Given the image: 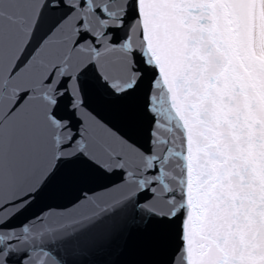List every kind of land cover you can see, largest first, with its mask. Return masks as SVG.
Instances as JSON below:
<instances>
[{
    "label": "snow or ice",
    "instance_id": "obj_1",
    "mask_svg": "<svg viewBox=\"0 0 264 264\" xmlns=\"http://www.w3.org/2000/svg\"><path fill=\"white\" fill-rule=\"evenodd\" d=\"M0 264H264V0H0Z\"/></svg>",
    "mask_w": 264,
    "mask_h": 264
}]
</instances>
